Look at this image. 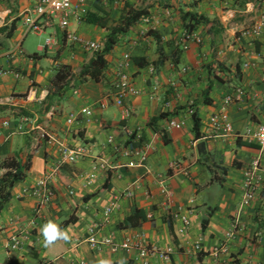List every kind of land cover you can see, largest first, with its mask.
Masks as SVG:
<instances>
[{
    "label": "crops",
    "instance_id": "0c3cea01",
    "mask_svg": "<svg viewBox=\"0 0 264 264\" xmlns=\"http://www.w3.org/2000/svg\"><path fill=\"white\" fill-rule=\"evenodd\" d=\"M34 2L0 0V27L16 26L10 38L0 34V68L8 72L0 76V105L23 109L32 120L22 124L16 111L0 112V158L17 155L22 162L29 157L30 163L0 212V264H98L103 259L117 264L121 258L126 264H144L135 249L94 250L86 239L88 226L101 219L114 198L118 206L97 231L98 241L111 238L118 245L129 237L168 253L167 260L154 256L148 264H213L211 250L225 240L241 205L244 170L260 155L256 142L244 134L264 122V0H86L88 13L109 20L106 27L70 20L69 29L87 41L103 44L111 25L134 10L145 12L106 55L107 68L98 82L78 78L94 56L91 51L66 43L54 26L26 33L24 12ZM189 15L209 20L192 30L199 43L183 37ZM259 23L261 31L252 34ZM53 33L57 44L42 48ZM124 53L130 56L126 72L139 91L124 99L129 116L117 106L98 105L111 93L113 72ZM134 59L146 65L140 67ZM62 65L74 77L59 89L54 79ZM227 95L236 98L226 109L235 134L214 138L209 119ZM83 107L90 108L89 117L81 118ZM193 114L199 120L198 138ZM71 115L78 120L68 123ZM170 120L183 121L184 128H168ZM4 121L9 127H2ZM19 124L27 131L8 138ZM42 131L68 147L91 145V155L60 163L57 144ZM108 138L112 144L105 146ZM123 148L146 150L150 173L127 167L139 158L121 156ZM100 158L112 169L96 172L89 181L91 164ZM259 166L264 177V153ZM52 170L55 197L38 214L35 198L23 190ZM158 181L170 190L169 206ZM135 210L152 212V217L124 227ZM182 216L188 218L187 226ZM238 217L244 230L229 242L222 264H264L263 181ZM48 220L68 230L71 240L45 248L40 229ZM28 222V235L19 249L10 251L9 238Z\"/></svg>",
    "mask_w": 264,
    "mask_h": 264
},
{
    "label": "built area",
    "instance_id": "2783aa9c",
    "mask_svg": "<svg viewBox=\"0 0 264 264\" xmlns=\"http://www.w3.org/2000/svg\"><path fill=\"white\" fill-rule=\"evenodd\" d=\"M88 13L86 7V0H35L34 6L32 9H26L24 12V26L26 33H43L47 26H54L56 31L60 33L61 38L70 45H77L84 48L85 50L91 51L92 53L100 52L103 48V44L96 41H87L82 37L78 36L75 32L69 29L70 20L81 21ZM229 18H232V13L229 12ZM143 22L148 23V19L143 18ZM262 24H255L251 28V33L258 35L261 31ZM184 39L186 41H195L200 42V39L192 33V31L184 30ZM58 39L56 38V33L49 35L42 48L52 47L57 44ZM130 58L129 53H124L122 55V60L117 64L113 72V82H112V91L106 97L102 98L98 105L99 108H106L110 105L117 106L123 109L122 114L129 116L131 109L128 106H125L124 99L130 95H138L139 91L133 86L131 78L126 72L127 60ZM7 70L0 68V76H4ZM243 96V95H242ZM236 99L232 95H227L223 98L221 107L216 114H213L209 123L213 131V137H228L234 135V130L232 124L228 119L226 109L232 101ZM91 110L89 107H83L80 110L81 118L89 117L91 115ZM79 117L71 115L68 119V123L78 120ZM20 122L27 123L32 120H29L26 116H21ZM22 124L16 125L14 131L8 132L7 137H11L14 134L21 132L25 133L27 130L23 127ZM2 127H9V122L4 121ZM168 128L182 129L184 128V122H174L173 120L168 121ZM42 136L47 138L49 141H52L57 144L58 151L61 157L60 163L66 162H76L77 160L89 157L92 152V146H83L78 145L74 147H68L63 143L57 141L55 138H52L48 133L42 131ZM2 135L0 131V136ZM245 136H249L256 142L260 155L256 158V161L253 165L244 170V181H243V192L241 198V205L239 207V212L242 207L248 206L254 196V189L257 183L263 181L264 177L260 175V158L261 154L264 153V122L257 125V127L252 131H247ZM112 144V139L108 138L106 145ZM117 151V150H115ZM121 156L131 157L137 155L139 160L137 162L130 161L127 163V167H136L139 166L143 168L146 173H150L149 168L146 164V150H133L131 148H123L118 150ZM175 164H172L173 168ZM56 167L55 169H57ZM112 169V165L106 159L100 158L97 161H93L91 164L90 172L87 174V179L92 181L95 179L96 172H107ZM185 173V172H184ZM56 170H52L49 173L43 175L41 178L37 179L30 186L24 188L23 192L28 193L30 196L34 197L36 200L37 208L36 212L39 214L41 209L51 203L55 197V188H54V178ZM161 193L164 196V202L169 206L172 202L171 193L166 184L163 181H158ZM70 195H73L72 190L69 191ZM132 195V193H128ZM118 206V199L114 198L107 206H105L101 213V219L93 221L87 228L86 239L90 247L94 250H99L103 246H109L113 250H124L128 251L131 249L137 250L138 258L144 260V264H148V259L150 257L157 256L163 260L168 259V253L161 251L153 245H145L142 242L133 241L131 238L127 237L123 240L121 244H115L111 238H105L102 241H98L96 238L97 231L106 225L109 221L111 213L116 210ZM238 214L234 217V220L231 222L228 233L226 234L225 240L216 245L212 250L211 254L214 258L213 264H222L224 256L228 255L229 242L234 238L237 232H242L244 230L243 225L240 223ZM152 217V212L146 214V218L150 219ZM182 223L184 226L189 224L188 218L186 216L181 217ZM31 223H26L22 227H19L20 231L17 234L12 235L8 240L7 248L10 251L19 249L22 244V239L26 238L28 232L31 230ZM199 244L194 245V249H199Z\"/></svg>",
    "mask_w": 264,
    "mask_h": 264
},
{
    "label": "trees",
    "instance_id": "16d2710c",
    "mask_svg": "<svg viewBox=\"0 0 264 264\" xmlns=\"http://www.w3.org/2000/svg\"><path fill=\"white\" fill-rule=\"evenodd\" d=\"M145 12L134 10L129 12L128 16L124 17L120 22L111 25L109 27V35L107 36L105 42L103 43V48L100 52L93 53L94 56L90 62L80 71L78 78L85 79L90 78L98 82L103 75V72L107 68V61L105 59L106 55L119 43L121 37L133 29V26L144 16ZM84 21L92 24H96L100 27H106L108 24V19L105 16H99L95 13H87L83 18ZM200 21H205L206 24L209 23V20L203 16L195 17L192 15L188 16V21L185 24V30L192 31L194 30L195 25L200 23ZM16 29L15 23L12 22L10 25L0 27V34L4 33L6 38H10ZM148 33L154 32L148 31ZM157 37V36H156ZM159 40V38L157 37ZM136 64L140 67H143L146 64L137 63V59H134ZM71 77H74V74L70 72L68 66L62 65L55 74L54 85L58 86L59 89L66 87L71 81ZM84 77V78H83ZM6 110H14L19 116L28 117V113L23 109L18 110L9 105H0V112ZM193 129L195 131V136L199 137V120L193 114ZM1 147V146H0ZM30 167L29 157L22 162L17 155L15 156H4L0 158V212L2 211L4 205L10 199L11 189L20 182L24 177L26 172ZM145 213L140 210H135L132 216H129L126 219L125 226H137L139 219L144 220Z\"/></svg>",
    "mask_w": 264,
    "mask_h": 264
},
{
    "label": "clouds",
    "instance_id": "9594fccd",
    "mask_svg": "<svg viewBox=\"0 0 264 264\" xmlns=\"http://www.w3.org/2000/svg\"><path fill=\"white\" fill-rule=\"evenodd\" d=\"M40 235L43 237V246L45 248H52L57 243L71 240V236L68 230L62 229L59 224L53 220H48L40 229ZM98 264H113V261L109 259H103ZM117 264H126V261L121 258Z\"/></svg>",
    "mask_w": 264,
    "mask_h": 264
},
{
    "label": "rangeland",
    "instance_id": "374dc122",
    "mask_svg": "<svg viewBox=\"0 0 264 264\" xmlns=\"http://www.w3.org/2000/svg\"><path fill=\"white\" fill-rule=\"evenodd\" d=\"M30 37H31V36L29 35V38H30ZM70 80L72 81V77H71V79H70ZM71 81H70V82H71Z\"/></svg>",
    "mask_w": 264,
    "mask_h": 264
}]
</instances>
